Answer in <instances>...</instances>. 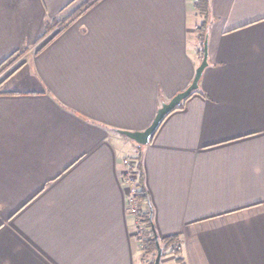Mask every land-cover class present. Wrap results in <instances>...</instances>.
Instances as JSON below:
<instances>
[{
	"label": "crops",
	"instance_id": "1",
	"mask_svg": "<svg viewBox=\"0 0 264 264\" xmlns=\"http://www.w3.org/2000/svg\"><path fill=\"white\" fill-rule=\"evenodd\" d=\"M0 0V264H151L122 180L141 147L159 237L183 262L264 264V0ZM58 32V33H57ZM204 49V47H203ZM165 257L167 259H165ZM155 260V259H154Z\"/></svg>",
	"mask_w": 264,
	"mask_h": 264
},
{
	"label": "trees",
	"instance_id": "2",
	"mask_svg": "<svg viewBox=\"0 0 264 264\" xmlns=\"http://www.w3.org/2000/svg\"><path fill=\"white\" fill-rule=\"evenodd\" d=\"M96 1L98 0H89L84 5L79 7L71 16H69L66 19H59L56 20V22L46 25V32H50L53 28L59 27L58 32H60L62 29H64L66 26L71 24L74 20H76L82 12H84L87 8L92 6ZM195 7L197 8V11L201 17H203V20L197 25V31L199 32L200 41L202 43L204 39V34L206 31V23H207V16H208V0H194ZM57 32V33H58ZM26 50H20L13 53L11 56H9L3 63L0 64V73H2L8 66H10L13 62H15L17 59H19ZM200 56L203 55L204 49L201 44L200 47ZM196 92L194 90L191 94ZM183 106V102H181L177 107H175L173 110H176ZM172 110V111H173ZM156 132V131H155ZM153 133V135L155 134ZM152 135V136H153ZM130 161V167L129 170L133 174V185L137 188V191L135 193V199L137 201V204L139 206V217L141 219L142 228L143 230L138 233V235L141 234L140 238L143 240L144 244V258L147 259L150 254H152V260L151 264H154V258L156 254V244H155V238L153 229L150 222V210L151 204L149 195L147 193L144 179H143V170H142V163H141V147L137 149V154H135L133 157L128 159ZM125 168V165H124ZM160 243L163 246V255L167 253H173L175 254L176 261L182 263L183 259L181 257V242L177 239L176 236H168V237H159Z\"/></svg>",
	"mask_w": 264,
	"mask_h": 264
},
{
	"label": "water",
	"instance_id": "3",
	"mask_svg": "<svg viewBox=\"0 0 264 264\" xmlns=\"http://www.w3.org/2000/svg\"><path fill=\"white\" fill-rule=\"evenodd\" d=\"M204 53L201 60V63L197 66L195 75L193 78L192 83L183 91L176 94L170 101L162 103L159 107L155 118L153 119L152 123L141 131H130V130H123L118 129L117 131L126 137L134 140L140 145H146L149 143L153 133L159 128L161 122L169 114L175 107H177L184 99L189 97L191 93L196 90L199 86V80L208 65V39L207 35L204 39ZM150 222L154 233L155 244H156V256L154 260V264H160L161 258L163 255V246L160 243V239L158 233L155 229V225L153 222V211L150 210Z\"/></svg>",
	"mask_w": 264,
	"mask_h": 264
},
{
	"label": "built area",
	"instance_id": "4",
	"mask_svg": "<svg viewBox=\"0 0 264 264\" xmlns=\"http://www.w3.org/2000/svg\"><path fill=\"white\" fill-rule=\"evenodd\" d=\"M130 161L127 160L125 163V168L122 171V180L125 184L126 191H127V204H128V211L135 217V224H136V230L137 233L141 232L143 230L141 219L139 217V206L137 204V201L135 199V193L137 191V188L133 185V174L129 170L130 167Z\"/></svg>",
	"mask_w": 264,
	"mask_h": 264
},
{
	"label": "rangeland",
	"instance_id": "5",
	"mask_svg": "<svg viewBox=\"0 0 264 264\" xmlns=\"http://www.w3.org/2000/svg\"><path fill=\"white\" fill-rule=\"evenodd\" d=\"M88 1H89V0H88ZM88 1H87V2H88ZM165 255H166V254H165ZM155 256H156V254H155ZM162 256H164V255H162ZM167 258H168V257H167ZM167 258L165 257V259H167ZM154 259H155V258H154Z\"/></svg>",
	"mask_w": 264,
	"mask_h": 264
}]
</instances>
